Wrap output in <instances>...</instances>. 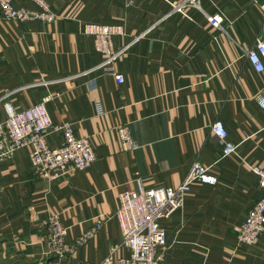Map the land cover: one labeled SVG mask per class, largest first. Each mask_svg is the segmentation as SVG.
<instances>
[{"label":"crops","instance_id":"1","mask_svg":"<svg viewBox=\"0 0 264 264\" xmlns=\"http://www.w3.org/2000/svg\"><path fill=\"white\" fill-rule=\"evenodd\" d=\"M52 23L6 21L0 13V119L4 103L18 110L49 96L54 123L71 122L96 153L91 167L47 182L24 148L0 161V264H115L130 256L116 218L119 194L140 178L147 187L181 184L192 164L212 167L215 186L195 182L184 206L162 220L169 264H264V236L238 245L236 227L263 195L251 166L264 168V71L246 52L264 39V0H202L176 12L177 0H47ZM130 1V2H129ZM16 3L30 9L29 0ZM223 15V29L208 15ZM87 22L122 25L113 39L121 56L105 55L84 34ZM114 72L123 73L118 83ZM100 102L104 113L98 114ZM220 120L237 154L222 157L212 131ZM127 125L134 150L121 146ZM51 146L61 134L51 132ZM59 213L75 251L48 254L44 221ZM103 225L84 244L77 241Z\"/></svg>","mask_w":264,"mask_h":264},{"label":"built area","instance_id":"2","mask_svg":"<svg viewBox=\"0 0 264 264\" xmlns=\"http://www.w3.org/2000/svg\"><path fill=\"white\" fill-rule=\"evenodd\" d=\"M34 9L18 5L16 0H0V13L6 21L18 23L42 21L52 23L56 14L47 0H29ZM130 2V1H129ZM264 13V1L259 3ZM174 11L184 12L188 7L201 8L202 0H177L172 2ZM209 22L223 29L224 17L216 13L208 15ZM122 25L87 22L83 26L84 34L91 36L95 48L105 55L104 60L94 69H104L112 65L124 49H116L113 39L124 35ZM247 59L256 72L264 71V39L256 38L253 46L246 52ZM118 83L125 81L123 73L114 72ZM47 96L42 102L18 110L10 101L4 103L5 115L0 119V161L13 158L18 151L27 148L33 172L42 180L57 182L69 178L79 171L92 166L96 160L95 150L87 136L78 135L71 122L54 123L47 108ZM256 100L264 110V96L259 94ZM97 113L103 114L100 102L96 104ZM118 134L124 150H134L136 143L127 125L119 126ZM264 130V126L262 128ZM213 133L223 142L222 157L237 154L239 144L228 139V131L223 122L217 120L212 126ZM51 132L61 134V142L51 146L48 136ZM258 177L263 195L254 203L244 221L236 227L238 245L254 246L264 236V168L251 166ZM199 182L215 186L218 177L212 167L196 161L192 164L185 180L176 187H147L138 178L135 186L119 194L120 207L116 212L122 244L130 250V256L118 260L115 264H169L166 262L167 235L162 220L170 218L181 209L192 185ZM99 221L95 229L88 231L77 241L84 244L102 227ZM48 254L63 258L75 251L76 244L67 242L68 228L63 224L59 213H53L44 221Z\"/></svg>","mask_w":264,"mask_h":264}]
</instances>
